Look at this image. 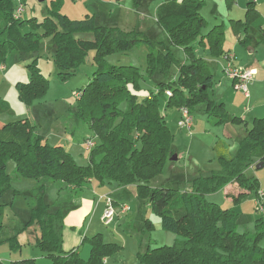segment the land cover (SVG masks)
Returning <instances> with one entry per match:
<instances>
[{
    "label": "trees",
    "instance_id": "1",
    "mask_svg": "<svg viewBox=\"0 0 264 264\" xmlns=\"http://www.w3.org/2000/svg\"><path fill=\"white\" fill-rule=\"evenodd\" d=\"M202 5L203 0H163L155 9L156 21L168 34L170 45L183 49L185 62H178L173 50L163 42L151 41L136 29L96 24L94 17L88 15L69 19L51 10L45 16L43 26L52 38L59 77L73 74L93 52L97 68L79 89L75 115L88 125L97 141L88 138L92 141L88 147L89 161L80 165L64 146L44 141V135L36 131L28 117L9 121L0 117V233L4 192L11 188L12 179L32 178L36 185L32 189L35 202L30 222L36 223L37 245L51 264H104V256L114 248L101 240L100 233L88 238V260L81 259L75 248H62L63 220L72 209V198L94 179L119 186L134 184L142 203L159 216L161 227L179 235L172 245L154 247H149V239L147 244L140 239L137 255L144 264H264V188L254 176L245 173L249 166L261 164L264 168V115L253 118L247 126L241 118L229 115L223 102L212 99L214 78L207 61L195 54V44L206 45L210 56L223 55V70L233 56L222 46L223 23L202 33L206 24ZM15 8L12 0H0V64L5 63L11 51L25 52L38 47L40 34L22 32L29 20H22ZM50 15L55 18L52 20ZM230 22L240 44L264 43V19L254 0L247 2L243 19ZM80 32H89L91 36L80 38ZM140 44L147 47L144 72L134 65L105 62L107 56L125 54ZM27 67L30 80L18 82L16 88L23 100L32 102L45 92L48 81L33 62ZM228 79L234 86V79ZM141 80L155 90L149 89L147 96L138 99L133 88H138ZM170 106L177 110L186 107L190 113L201 106L216 124L238 121L245 128L234 153L225 140L217 139L213 150L221 168L210 172L195 170L182 190L179 184L183 179L174 177L153 185L163 164L175 154L173 136L162 109ZM3 113L14 115L8 102L0 97V116ZM9 158L15 163L12 172L6 170ZM47 180L56 182L60 198L57 202L44 200ZM228 183L239 188L237 193L234 187L225 191V196L233 201L231 206L221 208L206 201V195ZM252 191L261 213L253 234L237 230L242 213L240 198ZM149 229V225L142 228L141 236L149 237ZM13 245L11 241L10 246ZM33 260L18 263L34 264ZM18 263L0 260V264Z\"/></svg>",
    "mask_w": 264,
    "mask_h": 264
},
{
    "label": "rangeland",
    "instance_id": "2",
    "mask_svg": "<svg viewBox=\"0 0 264 264\" xmlns=\"http://www.w3.org/2000/svg\"><path fill=\"white\" fill-rule=\"evenodd\" d=\"M105 0H12L15 8L21 5L23 10L20 13V18L27 21L21 28L22 32L37 31L40 34L38 47L29 51H11L4 63L5 70H0V97L5 99L14 115L3 113L0 117L4 121L12 119H19L28 117L32 123L35 124V129L38 133H44V141L47 139V133H54L55 130H60L61 126L65 127L73 148L71 154L77 164L85 165L89 161L90 148L84 145V141L92 138L97 141L91 129L86 123L81 121L75 115V107L77 104L76 95L81 93L79 89L85 86L92 72L97 68L93 63L90 51L86 60L80 64L76 71L61 78L57 74V67L54 61V47L51 36L46 32L44 25V18L51 10L58 11L66 15L69 19H81L88 16H93L96 24H100L105 19L103 14V2ZM125 0H122L124 2ZM248 0H203L201 13L209 22L203 28V32L212 27L213 19L221 21V17L225 19L224 36H226L227 22L231 17L244 18L246 2ZM156 0H150L148 3L149 17L145 20V29L142 31L145 37L151 40L165 43L164 46L173 50L178 62H185L186 54L180 47L171 46L168 39V34L155 19L154 5ZM159 3V2H158ZM255 4L258 6L261 15L264 19V0H256ZM111 8V7H109ZM101 10V11H100ZM109 14V12L107 13ZM234 15V16H233ZM53 18H55L53 15ZM242 17V18H241ZM135 15L132 13V19ZM155 19V20H154ZM31 20V21H30ZM35 23V25L31 24ZM103 24V23H101ZM211 24V25H210ZM230 25V24H229ZM161 28L163 31H160ZM91 34L89 32H80V38H88ZM161 47H163L160 44ZM146 45H137L132 47L127 53H114L106 57L109 64H124L134 65L140 68L142 72L146 66ZM248 61V59H246ZM251 61L256 67H264V43L260 44V48L256 53V57ZM34 63L41 75L46 79L45 92L40 97H37L32 102L23 100L16 88L18 82H27L31 78L30 69L27 67L28 63ZM173 71L176 69L173 68ZM264 72V71H262ZM224 73V70L222 71ZM225 74V73H224ZM149 89L154 91L155 88L150 86L146 81H140L139 87L133 90L137 93L138 99H142L149 94ZM232 91L226 93L227 103L233 102L238 104L239 109H251V102L246 98L248 95L243 94L242 91L236 89L232 85ZM244 95L246 97H244ZM253 102V101H252ZM259 102L258 109L261 111L260 116L264 115V98ZM165 113L167 126L173 136V149L177 155L176 160H168L163 164L160 177L162 180H167L174 176L175 180L178 175L184 178L179 184V189L185 187L186 180L195 173L196 169L210 172L212 170H219L221 164L215 156L213 146L217 139H223V135L233 129L226 128V125H218L214 119L210 117L201 106H197L192 110V118L194 120L191 131L179 127L177 121L179 114L177 109L173 106L162 108ZM252 120V118H251ZM250 120V122H251ZM237 133V131L235 132ZM45 134L47 136H45ZM54 135V134H53ZM52 135V136H53ZM94 136V137H93ZM230 145L235 147V136H229ZM85 139V140H84ZM53 137L50 138L52 142ZM224 140V139H223ZM228 143V141H226ZM64 143H67L64 141ZM15 163L13 159L9 158L6 161V170L12 172ZM179 169V171L174 173ZM247 176H254L260 187L264 188V168H257L256 165L249 166L245 171ZM96 180L88 182L82 190L84 195L88 197L91 202L99 201V206L103 204L104 200H100V196L108 194V198H112V208L114 216L119 214L120 204L123 202L127 205L128 210L126 214L115 218V222L105 223L100 220V209L96 211L93 217L94 221L99 223L96 225L98 230H93V233H100L101 240L109 243L114 248L113 251L104 256L106 263L104 264H144L137 252L139 250L140 239L147 244L149 239V247L157 245H172L176 242L179 235L177 233L164 230L160 224V218L155 214L151 208L142 203L138 197L137 190L134 184L119 186L115 182L98 183ZM154 182V181H153ZM56 182L47 180L44 190V200L50 202H57L60 198ZM36 181L32 178L19 177L12 179L11 188L4 192L2 197L3 215L1 217V224L3 225L0 233V256L4 262H21L23 260L33 258L34 264H51L44 252L37 245L38 229L36 223L31 220V207L35 199L33 197L32 189L35 187ZM234 187L237 193L239 189L234 183H228L223 189L214 193L206 195V201L215 202L221 208H227L233 204V201L225 196V191ZM116 201V202H115ZM115 203V204H114ZM104 205V204H103ZM241 208V216L237 225V230L240 232H248L253 234L255 232L256 219L261 213L256 208L254 191L244 194L239 202ZM105 208V207H104ZM104 211V210H103ZM121 211V210H120ZM102 212V210H101ZM102 217V216H101ZM114 218V217H113ZM90 218H88V223ZM150 226L148 230L149 237L141 236V229ZM95 227V226H93ZM91 233L90 235H92ZM90 235H88L90 237ZM14 244L10 246V242ZM264 242V236L261 239ZM142 243V242H141ZM89 241L83 245L79 257L87 259L90 254ZM20 264V263H18ZM30 264V263H28Z\"/></svg>",
    "mask_w": 264,
    "mask_h": 264
},
{
    "label": "crops",
    "instance_id": "3",
    "mask_svg": "<svg viewBox=\"0 0 264 264\" xmlns=\"http://www.w3.org/2000/svg\"><path fill=\"white\" fill-rule=\"evenodd\" d=\"M149 1L150 0H125L124 2H122V0H105L102 3L104 5L103 6V14L105 15V19L103 21H101V23L107 24V25L119 26V27H121L123 29H127V30L128 29H136L139 31H143L145 29V26H146L145 25L146 17H149V13L147 10V8L149 7L148 6ZM162 1L163 0H156V3L154 5V14H155L156 7ZM109 7H111V8H109ZM256 7L258 8L257 5H256ZM108 12H109V14H107ZM259 12H260V10H259ZM132 13L135 15V18H133V19H132ZM203 17L206 20L205 26L207 25V23H208L207 26H209V22L207 21L206 17L204 15H203ZM217 18L213 19L214 21L211 24L215 25V24L223 23V26H225L224 17H221L222 18L221 21H219ZM155 19H156V17H155ZM233 19L235 20V19H240V18L231 17L229 19V22H227V24H226L227 25V30H226L227 34H226V36H223L222 46H223V49L225 51H228L233 56L232 63L234 66L236 65V66L241 67L242 69H251L253 71V78H252V80H250L248 82V86H247V89H248L247 95L248 96L246 97L244 95V97L248 98L247 99L248 101H249V99H251L250 100V102L252 104V105H250L251 109L241 110V109H239L238 104H234L233 102H231L229 104L227 103V100L225 98L226 93L232 91L233 89H232V81L230 79H228V77L224 73H222L223 66L226 63V58L223 55H221V56H210L208 48L204 44H197L196 43L194 51H195V54L197 56H202L207 61V63L209 64V68H210L211 73H212L213 78H214V84H213V89H212L213 92L211 95L212 99L216 102H218V101L223 102V104H224L229 115L241 118V120L246 122L247 126H249L251 118L253 119L255 117H259L261 114V111L258 109V107H259V105L263 104L259 101L263 100V98H264V72H262V71H264V67L258 68L255 66L258 64H255L254 62L251 61V58L253 60L254 57H256V53L260 48V44L256 45L255 41H251L246 46L240 44V42L238 40L239 35L234 34L233 29H232V25L230 22V20H233ZM209 29L205 32H203V29H202V33L203 34L207 33L209 31ZM159 30L163 31L161 28H159ZM149 38L151 39V41L157 42L154 39H152V37H149ZM246 59H248V61H246ZM1 65H2V67L0 68V70H3V69L5 70L6 69L5 65L4 64H1ZM243 94H245V93L243 92ZM177 113L179 114V110H177ZM193 122H194V120H193ZM222 125H224V124H222ZM225 125H226V128L233 129V131L230 130L227 133V135L224 134L223 139L225 140V142L228 141V143L227 142L226 143L229 146V150L231 153H234L236 150L237 141L245 133L244 124L241 122H238V121L237 122L228 121L225 123ZM192 127H193V124H192L191 128ZM191 128L188 131H191ZM66 130L67 129L64 126L63 127L61 126L60 130H55V132L52 134L47 133L48 136L46 134H45V136H47L46 140L48 143L55 144V145H62L69 152H71L73 145H71V142L66 139V136L69 139L68 134L64 133V132H66ZM236 131H237V133H235ZM41 134L44 135V133H41ZM229 136H235V138H236L235 147L230 145L231 143H229L230 142ZM51 137L54 138V140L52 142L50 141ZM64 141L67 143H64ZM84 145H85V141H84ZM170 161H172V160H170ZM178 171H179V169L174 171V173L177 174ZM159 177L156 178L153 185L159 184V182H167L168 181V179L162 180V178H159ZM172 177H174V176H172ZM176 179H184V178L182 177V175H178V177ZM98 183H97V185H99ZM104 183H107V182H104ZM104 183H100V185L104 184ZM108 183H111V182H108ZM87 185H88V183H87ZM84 193H85L84 190H82L78 194L73 196V198H72V209H70L65 214L64 220H63V228H62V248L64 250H69L71 248H75L78 256H80L79 253L81 252L83 245L88 242V238H89L88 235L93 233V230L96 231L99 229V227L96 226L99 222L94 221L93 217L96 214V211L100 209V213H101L100 214V220H101V216L103 214V210H104V207L106 204V201L103 198L105 196H108V194H104V195L100 196V200L101 201L104 200V202H103L104 205L101 204V206H99V201L98 202L97 201L91 202L90 200H88V197L86 195H84ZM110 199L112 200V202L114 201L112 198H110ZM46 201L50 202V200H46ZM117 204H124V203L118 202ZM101 210H102V212H101ZM121 214L124 216L126 214V212H121L119 210V214L117 213L116 217L114 216V218L111 222L112 223L115 222V218L119 219L120 216H122ZM88 218H90L89 223H88ZM93 226H95V227H93ZM96 234H97V232H96ZM93 235H95V233L90 235V237ZM142 244H144V243H142ZM89 256H90V254H89ZM0 259H2L1 256H0ZM81 259L88 260V258L87 259L81 258ZM104 262L106 263L107 261H105V259H104Z\"/></svg>",
    "mask_w": 264,
    "mask_h": 264
},
{
    "label": "built area",
    "instance_id": "4",
    "mask_svg": "<svg viewBox=\"0 0 264 264\" xmlns=\"http://www.w3.org/2000/svg\"><path fill=\"white\" fill-rule=\"evenodd\" d=\"M22 10H23V7L20 5L18 9H16L17 11L16 13H20ZM1 67L2 65L0 64V68ZM224 72L227 77L234 79V87L236 89L242 90L245 94H247V84L253 77V71L251 69H242L240 67L235 68L232 61H229L224 68ZM177 123L179 127L190 130L192 126V115L186 107H181L179 109V120ZM85 145L87 147L91 146L92 141L87 139L85 141ZM105 199H106L105 200L106 204H105V208H104L101 218L103 221H105V223H109L110 221L113 220L114 210L112 208V200L106 196H105ZM120 210L121 212H126L128 210L127 205L120 204Z\"/></svg>",
    "mask_w": 264,
    "mask_h": 264
},
{
    "label": "water",
    "instance_id": "5",
    "mask_svg": "<svg viewBox=\"0 0 264 264\" xmlns=\"http://www.w3.org/2000/svg\"><path fill=\"white\" fill-rule=\"evenodd\" d=\"M177 158L176 154L170 157V160H175ZM261 167V164H257V168Z\"/></svg>",
    "mask_w": 264,
    "mask_h": 264
}]
</instances>
